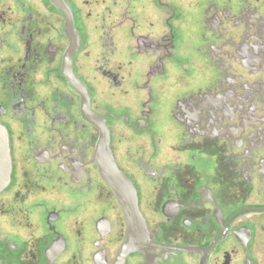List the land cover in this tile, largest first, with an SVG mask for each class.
Here are the masks:
<instances>
[{"label":"flooded vegetation","instance_id":"1","mask_svg":"<svg viewBox=\"0 0 264 264\" xmlns=\"http://www.w3.org/2000/svg\"><path fill=\"white\" fill-rule=\"evenodd\" d=\"M0 125V264H264V0H0Z\"/></svg>","mask_w":264,"mask_h":264},{"label":"water","instance_id":"2","mask_svg":"<svg viewBox=\"0 0 264 264\" xmlns=\"http://www.w3.org/2000/svg\"><path fill=\"white\" fill-rule=\"evenodd\" d=\"M107 140L105 137L103 139V146H105ZM106 165V178L112 176V167L108 165L105 161ZM10 172H11V159H10V151H9V143H8V136L5 129L0 125V190L5 187L7 182L10 179Z\"/></svg>","mask_w":264,"mask_h":264}]
</instances>
